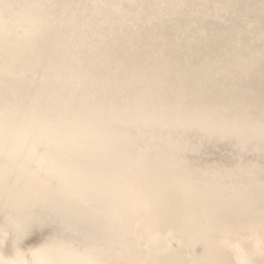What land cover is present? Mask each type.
I'll list each match as a JSON object with an SVG mask.
<instances>
[{"label": "bare ground", "instance_id": "1", "mask_svg": "<svg viewBox=\"0 0 264 264\" xmlns=\"http://www.w3.org/2000/svg\"><path fill=\"white\" fill-rule=\"evenodd\" d=\"M0 2L5 264H264V0Z\"/></svg>", "mask_w": 264, "mask_h": 264}, {"label": "snow or ice", "instance_id": "2", "mask_svg": "<svg viewBox=\"0 0 264 264\" xmlns=\"http://www.w3.org/2000/svg\"><path fill=\"white\" fill-rule=\"evenodd\" d=\"M12 7H13V5L0 2V9H2L4 11H9ZM261 185H262V189H264V167L261 168ZM0 264H5L2 256H0ZM8 264H16V262L15 261H9ZM26 264H34V262L33 261H27Z\"/></svg>", "mask_w": 264, "mask_h": 264}, {"label": "water", "instance_id": "3", "mask_svg": "<svg viewBox=\"0 0 264 264\" xmlns=\"http://www.w3.org/2000/svg\"><path fill=\"white\" fill-rule=\"evenodd\" d=\"M150 255L152 256V257H154V258H156V260L158 261V262H160L161 264H182V263H180V261H178V260H176L175 258H174V256H164V257H159V256H156V255H153V254H151L150 253ZM175 259V260H174ZM248 264H256L255 263V261H251V262H249Z\"/></svg>", "mask_w": 264, "mask_h": 264}]
</instances>
